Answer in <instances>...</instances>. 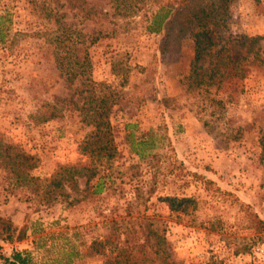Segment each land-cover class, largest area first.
Segmentation results:
<instances>
[{
  "label": "rangeland",
  "instance_id": "374dc122",
  "mask_svg": "<svg viewBox=\"0 0 264 264\" xmlns=\"http://www.w3.org/2000/svg\"><path fill=\"white\" fill-rule=\"evenodd\" d=\"M135 1L118 13L112 0H0V216L27 227L23 239L0 237V264L14 251L27 264H105L109 249L152 243V230L173 264H264V69L244 66L237 92L188 89L184 18L162 50V35L145 27L165 0L125 5ZM224 30L264 35V14L253 0H230ZM55 51L90 62L111 158L82 151L93 127L68 102L86 92L65 80ZM130 133L147 142L144 157L129 151ZM70 166L82 175L64 184L66 196L47 197ZM168 196L193 202L170 210Z\"/></svg>",
  "mask_w": 264,
  "mask_h": 264
},
{
  "label": "trees",
  "instance_id": "16d2710c",
  "mask_svg": "<svg viewBox=\"0 0 264 264\" xmlns=\"http://www.w3.org/2000/svg\"><path fill=\"white\" fill-rule=\"evenodd\" d=\"M67 1L75 3L79 0ZM112 1L116 3L118 13H125L127 10L134 12L136 8L138 9L136 1L135 3L131 2L128 6L125 3H129L130 0ZM141 1L139 0V2ZM253 2L255 10L264 14L262 0H253ZM80 3L84 4L85 1H80ZM229 3L230 0H165L159 3L147 22L145 27L147 31L162 35L160 44L164 50L168 45L173 23L184 18L185 26L190 32L194 51L186 78L188 89L214 85L216 90L222 89L223 92H226L227 88H232L233 92H237L241 90L242 68L244 66L258 65L264 69V54L259 46V42L264 40V35L232 36L226 30L223 31ZM87 9V18L96 15L93 7ZM56 21L59 20L56 19ZM60 27H65V24L60 22ZM67 36L69 35H65L64 38ZM54 54L56 66L64 75L65 80L70 84L74 83V80H79V84L82 86L80 92H86L82 94L83 101L80 105L72 100L68 102L81 115V121L85 125L93 127L81 145L82 151H88L97 158L101 156L106 159L111 158L114 147L110 138V123L103 119L107 110V99L97 91L99 84L90 77V62L84 56L79 61L68 62L64 61L66 57H63L58 51H55ZM226 94L229 97L230 93ZM55 100L56 103L66 101L64 98H56ZM56 115L57 113L52 111L48 117L51 118ZM127 142L130 152L135 153L140 158L144 157V151L147 147L145 140L137 139L130 133L127 135ZM81 170L74 166L66 167L63 175L51 180L46 191L47 197L54 194L66 196L64 184L72 183L74 185V174L82 175ZM94 174V171L89 174L87 180ZM98 187L95 191L100 190ZM164 200L167 201L170 210H179L193 202V199L189 197L177 196H168ZM26 231V226L17 231L10 219L0 216V237L9 241L13 238L23 239L26 236ZM150 232L154 239L152 243L147 240L125 247L120 246L118 249H109L107 254L109 256L106 257L105 264H173L169 250L164 246L163 237H158L153 230ZM74 254L79 256L78 251H75ZM71 258L72 253L67 254L66 262H69ZM5 260L11 264H27V258L18 251L12 252L11 256Z\"/></svg>",
  "mask_w": 264,
  "mask_h": 264
}]
</instances>
